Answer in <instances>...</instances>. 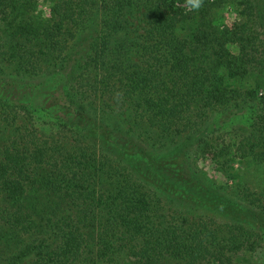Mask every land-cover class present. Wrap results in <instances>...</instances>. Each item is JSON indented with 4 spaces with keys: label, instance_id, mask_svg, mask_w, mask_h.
Here are the masks:
<instances>
[{
    "label": "trees",
    "instance_id": "1",
    "mask_svg": "<svg viewBox=\"0 0 264 264\" xmlns=\"http://www.w3.org/2000/svg\"><path fill=\"white\" fill-rule=\"evenodd\" d=\"M52 4L0 0V264H253L258 199L225 200L194 159L233 182L264 161V0ZM247 108L231 154L208 124Z\"/></svg>",
    "mask_w": 264,
    "mask_h": 264
},
{
    "label": "rangeland",
    "instance_id": "2",
    "mask_svg": "<svg viewBox=\"0 0 264 264\" xmlns=\"http://www.w3.org/2000/svg\"><path fill=\"white\" fill-rule=\"evenodd\" d=\"M223 17L220 15V25H230V23H224V21L228 20V15L225 13L222 14ZM233 53H237L236 49L232 50ZM25 84L31 87H36V89H41L40 84L44 82L38 81L39 79L32 78L31 80H27L26 78H22ZM21 80V79H16ZM23 82V81H22ZM263 91L259 90L257 92V98H262ZM258 103H253L254 108L257 110L264 107V105H257ZM38 110L42 107L41 103L37 100L36 103L33 104ZM251 108H247L242 113L234 115L227 120L222 121L221 116L216 114L212 117V120L208 124V130L213 131V134H217L215 137L218 138L219 143H231V154L235 153V144L239 141L237 137L234 136L232 129L235 127H248L251 123L249 120L250 118V111ZM220 136H222L220 138ZM146 144L149 143L148 140L145 141ZM145 144V143H144ZM156 150V149H155ZM166 150H159V153L165 152ZM217 162V160H215ZM220 162V159L218 160ZM235 160L234 169L238 172L239 179L236 182L229 180L226 176L218 171L221 169V165L214 164L211 160V156L209 155H198L194 159V168L199 171V176H201V182L208 186L211 190L216 191L219 193L220 196L224 197L225 200L230 201L234 205H237L241 208V210L249 209V204L244 202L243 199L251 200L252 194L254 199H258V201H254L255 209H254V216L252 217L254 222L248 220L246 217V222L242 223L244 225L249 224L252 225L256 230L261 231L264 236V161H258L256 163H246L244 160ZM198 163H204L205 167L201 168L198 167ZM248 187L250 190L244 194L247 195L245 198L243 195H237L239 192H242L244 188ZM249 194V195H248ZM190 206L194 208L189 211L190 216H199V214L205 213L208 217L218 218L220 217L219 214L215 213L214 211H208L207 209H200L198 208L201 206L200 204L190 202L188 203ZM202 207V206H201ZM203 208V207H202ZM218 215V217L216 216ZM259 215V217H258ZM225 218H229L223 215ZM250 218V215H247ZM263 230H261V228ZM251 263L253 264H264V248L258 250L256 255L251 256Z\"/></svg>",
    "mask_w": 264,
    "mask_h": 264
},
{
    "label": "clouds",
    "instance_id": "3",
    "mask_svg": "<svg viewBox=\"0 0 264 264\" xmlns=\"http://www.w3.org/2000/svg\"><path fill=\"white\" fill-rule=\"evenodd\" d=\"M184 2L187 10L195 12L202 7L204 0H184ZM52 7V0H37V5L33 15L41 20H47L51 15ZM224 11L228 15V20L224 21V23H230L238 20V9L227 7ZM198 167L204 168L205 165L204 163H198Z\"/></svg>",
    "mask_w": 264,
    "mask_h": 264
}]
</instances>
